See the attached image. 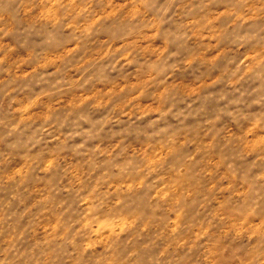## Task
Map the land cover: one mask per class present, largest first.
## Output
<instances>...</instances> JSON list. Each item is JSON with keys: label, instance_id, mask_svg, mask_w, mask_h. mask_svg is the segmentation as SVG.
<instances>
[{"label": "rangeland", "instance_id": "374dc122", "mask_svg": "<svg viewBox=\"0 0 264 264\" xmlns=\"http://www.w3.org/2000/svg\"><path fill=\"white\" fill-rule=\"evenodd\" d=\"M0 264H264V0H0Z\"/></svg>", "mask_w": 264, "mask_h": 264}]
</instances>
